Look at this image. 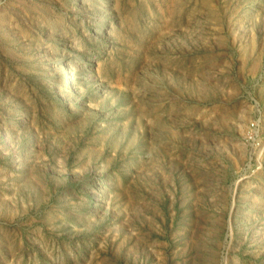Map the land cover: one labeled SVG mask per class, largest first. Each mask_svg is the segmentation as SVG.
Returning <instances> with one entry per match:
<instances>
[{"label":"rangeland","instance_id":"obj_1","mask_svg":"<svg viewBox=\"0 0 264 264\" xmlns=\"http://www.w3.org/2000/svg\"><path fill=\"white\" fill-rule=\"evenodd\" d=\"M0 264H264V0H0Z\"/></svg>","mask_w":264,"mask_h":264}]
</instances>
